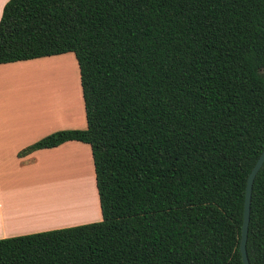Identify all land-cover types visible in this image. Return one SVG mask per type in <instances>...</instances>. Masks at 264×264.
<instances>
[{
	"label": "trees",
	"instance_id": "trees-1",
	"mask_svg": "<svg viewBox=\"0 0 264 264\" xmlns=\"http://www.w3.org/2000/svg\"><path fill=\"white\" fill-rule=\"evenodd\" d=\"M72 52L101 219L0 238V264H243L264 149V0H8L0 64ZM246 251L264 264V163Z\"/></svg>",
	"mask_w": 264,
	"mask_h": 264
},
{
	"label": "crops",
	"instance_id": "crops-1",
	"mask_svg": "<svg viewBox=\"0 0 264 264\" xmlns=\"http://www.w3.org/2000/svg\"><path fill=\"white\" fill-rule=\"evenodd\" d=\"M7 1L3 0V3L0 4V18L3 6ZM49 57L51 56L0 64V238L74 226L101 219L100 206V216L98 215L95 218L57 223L58 220L37 219L38 217L24 209L22 204L24 196L32 199L40 194L37 190L41 191L43 186L49 185V178L45 179L49 177V169L44 170L43 168L50 165L52 161L56 162L57 159L55 160V158L58 157V152H64L65 154L64 150L71 149L85 151V147L88 148L87 146H89L81 141L68 140L56 147L37 149L24 156L18 155L20 150L49 133L61 129H84L87 125L86 117L84 120L80 116L78 125H74L71 121H67L61 115H58L62 110L68 111V109L60 108L57 112L51 111L52 116H50L49 112L45 111L44 114L39 112L37 106L30 101L28 103L19 101L15 82L19 78L15 75V71L31 68L38 65V63L42 64ZM35 68H32V72H34V80H37L36 73L40 70ZM65 88L66 90L68 88L66 83ZM71 159H74L73 156ZM67 161L70 162L71 160H66V163H68ZM41 178H44L45 181L42 182ZM50 189V186L46 187V190L50 191ZM10 199L12 200L11 203L9 202ZM18 205H22V207L19 208ZM14 208L19 209L20 212ZM11 209L15 213L9 212ZM32 217L33 220L31 221Z\"/></svg>",
	"mask_w": 264,
	"mask_h": 264
},
{
	"label": "rangeland",
	"instance_id": "rangeland-1",
	"mask_svg": "<svg viewBox=\"0 0 264 264\" xmlns=\"http://www.w3.org/2000/svg\"><path fill=\"white\" fill-rule=\"evenodd\" d=\"M52 59H60V60H58L59 64L57 68H55L54 72H52L51 81L49 82L46 79H45L46 82L45 80L42 82L39 81L40 79L43 80L41 70L45 72V65L49 63L48 60H52ZM45 62H43L44 64L38 63V65L32 66L31 68L20 69V70L17 69L15 71V75L19 78L18 81H15L17 85V91H18L17 96H18L19 101L22 103H28L29 101L32 102L35 106H37V109L42 114H44L45 111L49 113L51 111L57 112L60 108L68 109L69 112L62 110V112L58 115H61L67 121H71L72 124L78 125L80 116L83 117V119L85 120V110H84L82 90H81V84H80V78H79V69H78V64L76 62L74 54L72 52H67V53L56 55V56H51ZM35 67L38 68V70H40L38 73H36L37 80H34L33 78L34 72H32L33 70L32 68H35ZM61 67L70 68V72L68 71L67 76L63 75L62 72H64V70L61 71L62 69ZM65 83L68 84L67 90L65 88ZM40 84H43V85H40ZM53 91H55V93ZM48 103L49 104L51 103V105L53 106V110L51 106L48 107L47 105ZM56 103L57 105L55 108ZM50 116H52V113H50ZM87 147L88 148L85 147V151L88 154V158L84 155V157L80 160L79 170L74 172L71 185H72L73 192H77V191L84 192L85 190L86 194L92 195L94 197L93 205L90 207L84 206V210L81 211V213L73 216L75 218L68 217L67 219H60L58 220L57 223L73 222L76 219L84 220V219H89V218L90 219L95 218L98 215L100 216L98 194H97V190L95 186L91 151H90L89 146ZM82 160L84 162H82ZM52 162L50 163V165L45 166L43 169L48 170L52 166L54 167V165L56 167L55 163H57V160L55 163L53 162L54 164ZM82 163H83V166L81 165ZM41 181L44 182L43 179H41ZM73 184L75 185V187ZM46 187L47 186H43L41 188V191L37 190L38 193L40 194L38 196H35L32 199L30 198L29 200H26L25 203L23 199V203H22L23 206L25 204H31V203L32 205L38 204L41 198L43 199L48 198L50 200L52 197L51 195H49L50 193L44 190L46 189ZM86 189L89 192H87ZM74 194L77 195L76 193ZM71 198H75L74 200L76 199L78 200L77 197H71ZM83 198L85 199L84 195H83Z\"/></svg>",
	"mask_w": 264,
	"mask_h": 264
},
{
	"label": "bare ground",
	"instance_id": "bare-ground-1",
	"mask_svg": "<svg viewBox=\"0 0 264 264\" xmlns=\"http://www.w3.org/2000/svg\"><path fill=\"white\" fill-rule=\"evenodd\" d=\"M58 60H60V59L49 60V63L47 65H45V72L46 73L41 70L43 80L40 79L39 81L42 82L45 79L49 82L51 81L52 77L50 74H52V72H54V69L57 68V66L59 64ZM63 68L61 69V71L64 70V72H62V73L64 76H67L68 71L70 72V68H68V67H63ZM48 76H50V77H48ZM46 80H45V82H46ZM40 85H43V84H40ZM53 92L55 93V91H53ZM47 105H48V107L51 106L52 110H53V106L51 105V103L50 104L48 103ZM56 105H57V103L55 104V108H56ZM64 151H65V154H64V152H61L63 155L60 152H58V157L56 156V158H55V160L57 159V163H55L56 167L54 165V167L52 166L51 168H49V172H50L49 174L50 175H49V177L45 178V179L49 178L48 179L49 185H47V186H50L51 189H50V191L46 190V189H44V190L47 191L48 193H50L49 195H51L52 198L50 200L48 198H46V199L44 198L42 200H39L38 204L32 205V203H31V204H25L24 205V209H26L28 212L34 213L38 217L37 219L40 218L41 220H46V221L67 219L68 217L71 218L74 215L81 213V211L84 210V206L90 207L93 205L94 197L92 195L86 194L85 190H84V192H82V191L81 192L80 191L73 192L72 185H71L74 172L79 170L80 160L84 157V155L88 158V154L85 151H81L80 149H78V150L71 149V150H67V151L64 150ZM69 151H70V153H69ZM59 154H61V155H59ZM72 156L74 159H71ZM69 159L71 161L70 162L67 161L68 163H66V160H69ZM82 162H84V161L82 160ZM81 165L83 166V163ZM66 166H68V167H66ZM41 179H43L45 181L44 178H41ZM74 187H75V185H74ZM76 188H77V186H76ZM77 190H78V188H77ZM87 192H89V191L87 190ZM74 193H76L78 196L75 195ZM83 195H84L85 199L83 198ZM12 197H14V196H12ZM24 197H26V198H24V203H25V201L29 200V198H27V196H24ZM71 197H77L78 200L77 199L74 200L75 198H71ZM11 199L9 201L10 203L12 201ZM19 199H21V198H19ZM13 200H15V199H13ZM20 206L22 207V205H20ZM20 206H19V208H21ZM9 208H10V206H9ZM14 209L17 210V208H14ZM11 211H12V209L9 212H11ZM17 211L20 212L19 209ZM12 213H15V212L12 211ZM16 214H18V213H16ZM12 215H15V214H12ZM9 216H10V214H9ZM33 217L31 219V221L33 220ZM73 218H75V217H73ZM76 220H78V219H76ZM34 222H36V221H34Z\"/></svg>",
	"mask_w": 264,
	"mask_h": 264
},
{
	"label": "water",
	"instance_id": "water-1",
	"mask_svg": "<svg viewBox=\"0 0 264 264\" xmlns=\"http://www.w3.org/2000/svg\"><path fill=\"white\" fill-rule=\"evenodd\" d=\"M264 163V149L258 156L256 162L248 173L245 187V195H244V205H243V219L240 231V240H239V250L241 254V259L243 264H250L246 251V241L248 234V225H249V215H250V202H251V193H252V185L254 178Z\"/></svg>",
	"mask_w": 264,
	"mask_h": 264
},
{
	"label": "clouds",
	"instance_id": "clouds-1",
	"mask_svg": "<svg viewBox=\"0 0 264 264\" xmlns=\"http://www.w3.org/2000/svg\"><path fill=\"white\" fill-rule=\"evenodd\" d=\"M3 3V0H0V4H2Z\"/></svg>",
	"mask_w": 264,
	"mask_h": 264
}]
</instances>
